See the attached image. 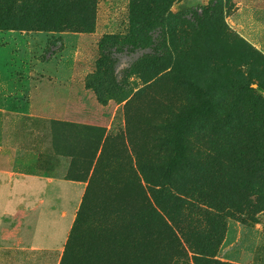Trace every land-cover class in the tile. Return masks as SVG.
<instances>
[{"label":"rangeland","instance_id":"obj_1","mask_svg":"<svg viewBox=\"0 0 264 264\" xmlns=\"http://www.w3.org/2000/svg\"><path fill=\"white\" fill-rule=\"evenodd\" d=\"M33 1L0 0V23L10 27L0 29V264H58L63 254L87 183L62 179L74 157L62 155L68 133L61 137L56 124L124 127V103L109 96L104 104L88 84L104 39L128 34L130 0H95L92 32L71 30L50 13L44 22V13L25 11ZM168 15V44L179 47V67L201 88L195 101L242 128L225 152L227 208L213 256L204 262L191 253L175 264H264V207L252 206L250 191L264 180V0H175ZM153 38L138 48L105 44L114 81L126 91L144 86L136 66L162 53L161 33ZM42 174L54 178L48 188L36 182Z\"/></svg>","mask_w":264,"mask_h":264},{"label":"trees","instance_id":"obj_2","mask_svg":"<svg viewBox=\"0 0 264 264\" xmlns=\"http://www.w3.org/2000/svg\"><path fill=\"white\" fill-rule=\"evenodd\" d=\"M174 1L130 0L128 34L101 44L88 88L104 104L109 96L124 103V127L108 132L56 124L61 137L68 133L62 155L74 157L64 179L87 183L59 264H175L191 253L204 262L213 256L227 208L225 152L230 136L239 138L242 128L238 118L222 112L213 117L212 104L195 101L193 93L201 88L179 67V47L168 44L173 19L167 12ZM96 10L95 0H34L25 6L34 16L44 13V22L50 13L84 32L94 30ZM0 29L10 27L4 22ZM156 32L162 53L136 66L144 86L126 91L114 81L105 44L119 40L118 46L138 48L152 43ZM250 191L257 195L252 206L264 207V180ZM245 215L239 217L243 222Z\"/></svg>","mask_w":264,"mask_h":264},{"label":"crops","instance_id":"obj_3","mask_svg":"<svg viewBox=\"0 0 264 264\" xmlns=\"http://www.w3.org/2000/svg\"><path fill=\"white\" fill-rule=\"evenodd\" d=\"M35 178L36 179H38L39 181H36V182H39V184H41L43 187H45V188H48V184H50V182H52L53 180H54V178H53V176L52 175H50V174H46V175H38V176H35ZM47 179L48 181H47V184H45V181H43L42 179ZM62 179H64V178H62ZM64 180H66V179H64ZM40 182H42V183H40ZM77 182V181H76ZM79 183V182H78ZM75 220V219H74ZM74 222V221H73ZM26 254H28L27 252H25V254H24V256H23V258H26ZM62 256V255H61ZM60 259H61V257H60ZM60 259H59V262H60ZM59 262H58V264H59Z\"/></svg>","mask_w":264,"mask_h":264}]
</instances>
